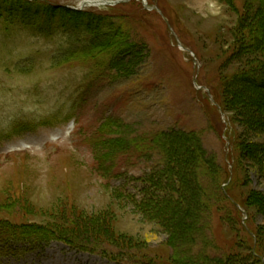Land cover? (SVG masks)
I'll list each match as a JSON object with an SVG mask.
<instances>
[{
	"label": "rangeland",
	"instance_id": "rangeland-1",
	"mask_svg": "<svg viewBox=\"0 0 264 264\" xmlns=\"http://www.w3.org/2000/svg\"><path fill=\"white\" fill-rule=\"evenodd\" d=\"M84 1L0 0V264H264L261 0Z\"/></svg>",
	"mask_w": 264,
	"mask_h": 264
},
{
	"label": "trees",
	"instance_id": "trees-1",
	"mask_svg": "<svg viewBox=\"0 0 264 264\" xmlns=\"http://www.w3.org/2000/svg\"><path fill=\"white\" fill-rule=\"evenodd\" d=\"M24 1V0H23ZM256 12H257V18L260 20L259 22V26H258V31L260 32V34H258L257 38L259 41V43H264V0L262 1L261 0V4H259L257 6V9H256ZM256 15V14H255ZM252 18L254 17V15H251ZM254 28L252 27H249L248 29H246L247 33L248 34H253L254 32ZM256 31V30H255ZM256 37V36H255ZM256 41V40H255ZM263 41V42H262ZM257 46V45H256ZM256 63V68L258 71H256L255 69H251L252 71H256V72H251V73H248V74H245V75H241L239 76V80H242L243 81V85H253L255 87H258L260 89V91H258L259 93L263 94L264 95V76H258V73L259 72L260 74L263 73L264 74V65L260 64L259 61H255ZM253 73V74H252ZM248 87V86H247ZM219 107L222 108V110L227 113V106H226V103L224 102V100L222 98L219 99ZM229 118V121L232 122L233 124V119L232 117L228 116ZM228 141L230 142L229 143V153H230V156H231V160L233 161V166H232V169L235 167V163H236V160H237V147H238V132L234 131L233 132V135H231L229 138H228ZM165 143H168L170 144L168 141H166ZM166 145L165 147L168 148L169 145ZM171 147V146H170ZM171 149V148H169ZM170 152V150H169ZM180 155V154H178ZM177 156H174L173 154H169V158L167 157V162L169 164H175V157H177L179 159V157ZM204 162V161H203ZM189 166V165H188ZM188 166H185L182 168V170L188 174V168L186 169V167ZM182 171V172H183ZM184 174V173H183ZM170 175V173L168 172V176ZM176 176V175H175ZM231 181L228 183L227 185V188H225L224 190L221 191V194L223 195V197H226L227 195L230 194L229 190L231 188L230 185L233 184V176L232 178L230 179ZM229 188V189H228ZM234 201H232V205L239 211V209L236 207L235 204H238V206L243 209L244 211L247 212V206H246V201L244 200H241V198H237V197H234L233 198ZM172 200L169 201V199L166 201L168 203H170ZM143 203V202H142ZM173 203V202H172ZM175 204V202H174ZM173 204V205H174ZM171 208V207H170ZM248 214V212L246 213ZM247 233L249 235H251V237L254 238V240L257 241L258 239V234L257 232L256 233H249L248 230H247ZM253 235V236H252ZM4 251V250H3ZM250 255L256 260V261H261L262 260V254L258 251L257 249V246H255V248H252V251L250 252ZM155 263L156 264H172L171 261L168 259V258H156L155 259ZM263 264V263H262Z\"/></svg>",
	"mask_w": 264,
	"mask_h": 264
},
{
	"label": "bare ground",
	"instance_id": "bare-ground-1",
	"mask_svg": "<svg viewBox=\"0 0 264 264\" xmlns=\"http://www.w3.org/2000/svg\"><path fill=\"white\" fill-rule=\"evenodd\" d=\"M89 1V0H88ZM91 2L90 3H99V1L97 0H94L95 2H92V0H90Z\"/></svg>",
	"mask_w": 264,
	"mask_h": 264
}]
</instances>
